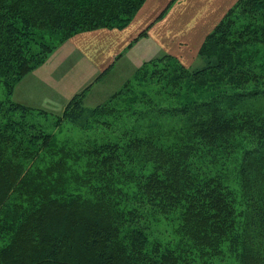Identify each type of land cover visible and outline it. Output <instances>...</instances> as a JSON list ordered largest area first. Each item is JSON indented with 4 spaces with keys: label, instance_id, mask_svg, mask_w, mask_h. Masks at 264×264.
I'll use <instances>...</instances> for the list:
<instances>
[{
    "label": "trees",
    "instance_id": "16d2710c",
    "mask_svg": "<svg viewBox=\"0 0 264 264\" xmlns=\"http://www.w3.org/2000/svg\"><path fill=\"white\" fill-rule=\"evenodd\" d=\"M59 1L57 11L63 14L57 21L64 26L69 20L65 38L97 28L123 29L145 2ZM260 42L264 0H238L204 39L198 66L185 67L169 55L143 63L135 75L161 74L159 78L169 79L163 98L167 101L148 109L146 119L155 128L139 135L133 132L123 155L117 147L103 148L107 175L102 193L79 197L28 192L37 190V182L22 178L19 162L1 145L0 264H212L229 254L234 264H264ZM53 50L43 35L37 37L22 0H0V79L8 97ZM205 73L214 75L209 84L214 95L190 97L182 84ZM232 74L236 88L226 90L224 76ZM177 94H182L180 102ZM80 95L63 112L77 127L97 111L84 109ZM28 110L21 103L0 100V114L25 116ZM161 119H169V129H161ZM50 137L43 136L44 148ZM113 198L127 208H115ZM153 208L154 215L164 218L161 223L172 225L166 239L174 240L153 236V216L148 226Z\"/></svg>",
    "mask_w": 264,
    "mask_h": 264
},
{
    "label": "rangeland",
    "instance_id": "374dc122",
    "mask_svg": "<svg viewBox=\"0 0 264 264\" xmlns=\"http://www.w3.org/2000/svg\"><path fill=\"white\" fill-rule=\"evenodd\" d=\"M22 1L27 14L32 18L37 37L43 35L44 41L53 45L54 50L44 62L15 85L10 97L7 95V85L2 83V78L0 79V100L4 102L12 100L31 108V111L24 113L25 116L19 113L11 117L9 114H0V146H4L7 149L5 153L19 162L22 178H32L37 182V190L28 188V192L34 191L33 194L46 195L53 191V194L79 197L102 193V188L105 186L102 180L107 175L103 167L107 159L103 148L117 147L119 155H123V148L133 132L139 135L155 128L153 121L151 123L146 119V113L149 108L160 107V104L167 101V98L164 100L163 98L165 90L169 92L168 88L171 84L167 83L169 79L159 78L161 74H154L153 77L150 73L145 76L135 74L143 63L166 54L153 55L152 46L147 42L144 49V41H142L138 47L127 50L126 54L130 62L126 59L122 61L117 59L115 65L99 75L91 84L86 85L87 75L91 71L87 61L77 54L76 57L71 56V52L66 57L68 54L66 46L62 47V45L77 34L107 28L91 29L65 38L69 20L65 19L64 26H60L57 21V18L63 14L57 11L59 10L57 3H61L59 0ZM53 1L55 4H52ZM259 15L262 17L263 14ZM181 38L185 40L192 36H181ZM263 43L260 46L264 47ZM191 58L184 61L175 59L183 65L186 63L185 67L188 65L196 67L200 64V61L196 62L197 55L194 57L193 54ZM213 78V74L205 73L201 77L183 80L182 86L185 85L192 98L210 97L214 95L209 86ZM230 79L234 82L233 74L224 76L222 87L226 90L231 87L236 88L231 85ZM173 86L179 87V84ZM178 87L175 88V92ZM170 91L172 92V88ZM78 94H81L79 100L84 109H97L94 114L81 121L84 123L83 127L70 123L66 115L63 117L67 104ZM175 99L180 102L182 94H177ZM139 112L143 116H140ZM19 121L23 123L21 127L15 124ZM171 121L175 125L173 122L175 120ZM159 122L162 125L161 129H169V119H161ZM47 134L51 137L48 138L47 148H44L42 140ZM5 138L6 141L3 140ZM123 159L127 160L126 157ZM108 191L111 192V189ZM24 192L26 190L21 193ZM23 202L18 201L20 204ZM112 204L117 209L127 208L116 198L112 199ZM154 208L152 212H148V226L154 221L153 236H159L160 239H157L159 241L174 240V238L166 239L172 225L161 223L164 218L154 215ZM152 216L153 221H151ZM143 222L146 223L145 220ZM227 256L223 257L226 261H215L212 264H234L233 257L230 254Z\"/></svg>",
    "mask_w": 264,
    "mask_h": 264
},
{
    "label": "crops",
    "instance_id": "0c3cea01",
    "mask_svg": "<svg viewBox=\"0 0 264 264\" xmlns=\"http://www.w3.org/2000/svg\"><path fill=\"white\" fill-rule=\"evenodd\" d=\"M237 1L145 0L125 28L83 32L71 37L62 47L66 46V57L71 52V56L77 54L87 61L91 71L86 85L115 65L117 59L130 62L127 50L138 47L142 41L144 49L147 42L152 46L153 55L191 60L206 36ZM181 36L192 38L184 40Z\"/></svg>",
    "mask_w": 264,
    "mask_h": 264
}]
</instances>
